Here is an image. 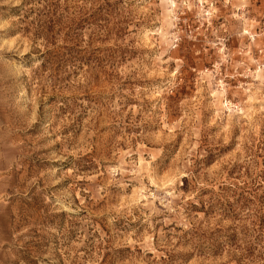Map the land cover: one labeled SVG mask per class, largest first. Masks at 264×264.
<instances>
[{
    "label": "rangeland",
    "instance_id": "rangeland-1",
    "mask_svg": "<svg viewBox=\"0 0 264 264\" xmlns=\"http://www.w3.org/2000/svg\"><path fill=\"white\" fill-rule=\"evenodd\" d=\"M0 264H264V0H0Z\"/></svg>",
    "mask_w": 264,
    "mask_h": 264
}]
</instances>
